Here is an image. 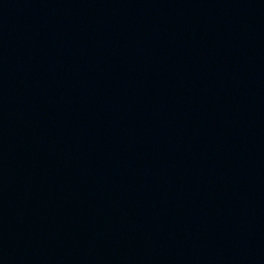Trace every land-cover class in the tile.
I'll use <instances>...</instances> for the list:
<instances>
[{"label":"water","instance_id":"95a60500","mask_svg":"<svg viewBox=\"0 0 264 264\" xmlns=\"http://www.w3.org/2000/svg\"><path fill=\"white\" fill-rule=\"evenodd\" d=\"M0 264H264V0H0Z\"/></svg>","mask_w":264,"mask_h":264}]
</instances>
